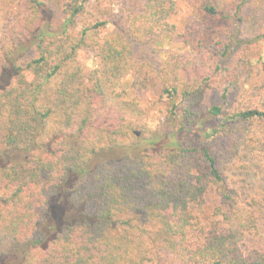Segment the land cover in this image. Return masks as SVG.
<instances>
[{"label":"trees","instance_id":"obj_1","mask_svg":"<svg viewBox=\"0 0 264 264\" xmlns=\"http://www.w3.org/2000/svg\"><path fill=\"white\" fill-rule=\"evenodd\" d=\"M19 19L0 34V261L20 264H264L253 203L230 186L226 163L263 145L264 109H232L217 62L223 35L212 0L164 48L177 0H5ZM227 14L224 19H229ZM96 52L89 70L85 56ZM254 88L264 98V69ZM154 80L166 115L156 128L123 80ZM221 76V77H220ZM216 86L222 104L204 102ZM139 133V135H138ZM103 153H116L96 161ZM81 218L48 239L51 203L67 183Z\"/></svg>","mask_w":264,"mask_h":264},{"label":"rangeland","instance_id":"obj_2","mask_svg":"<svg viewBox=\"0 0 264 264\" xmlns=\"http://www.w3.org/2000/svg\"><path fill=\"white\" fill-rule=\"evenodd\" d=\"M66 1V0H61ZM118 6L137 7L141 0H116ZM216 8L224 14L217 22L223 35V45L217 62L222 68L223 77L228 80L239 73V79L229 94L232 109L259 108L264 109V98L254 88L264 69V0H212ZM177 13L170 18L173 32L164 37V48L168 52L185 53L182 36L188 34L187 28L201 20L199 5L196 0H177ZM16 2L9 5L0 0V34L10 28L21 16ZM229 19H224L226 15ZM95 51H89L85 63L89 70L97 64ZM221 77V76H220ZM10 78L6 73L0 80L5 85ZM120 90L129 98L135 97L142 108L149 114V126L156 128L166 115L164 104L160 102L161 87L154 80L135 82L132 76L126 77ZM257 92H256V91ZM222 89L216 86L211 89L204 102V108L222 104ZM264 136V135H263ZM116 153H103L96 161L111 158ZM24 157L18 152L7 151L0 141V158L3 161L20 160ZM224 174L232 188L239 194L244 203H253L259 217L260 232L264 236V142L263 145L252 142L239 154L226 163ZM74 179L67 183L59 196L51 203L49 224L45 227L47 238H52L56 231L64 225L79 220L81 211L70 203L67 191L72 187ZM246 246L264 250V241L254 236L246 241ZM22 254L17 253L0 261V264H20Z\"/></svg>","mask_w":264,"mask_h":264},{"label":"water","instance_id":"obj_3","mask_svg":"<svg viewBox=\"0 0 264 264\" xmlns=\"http://www.w3.org/2000/svg\"><path fill=\"white\" fill-rule=\"evenodd\" d=\"M138 135H139V133H138Z\"/></svg>","mask_w":264,"mask_h":264}]
</instances>
